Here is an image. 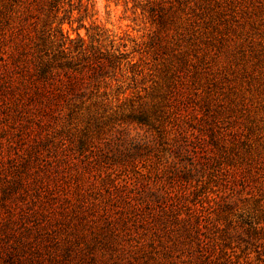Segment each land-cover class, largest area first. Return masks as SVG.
<instances>
[{
  "label": "rangeland",
  "instance_id": "rangeland-1",
  "mask_svg": "<svg viewBox=\"0 0 264 264\" xmlns=\"http://www.w3.org/2000/svg\"><path fill=\"white\" fill-rule=\"evenodd\" d=\"M26 7L31 14L21 31L24 40L45 39L44 48L56 55L61 29L72 40L65 47L73 50L80 38L87 51L121 57V68L104 78L100 105L86 104L72 119H19L4 110L0 97V203L10 167L32 147L40 153L34 167H43L37 173L47 168L44 161L64 158L57 174L66 172L70 186L84 185L88 202L122 180L140 185L141 174L153 173L170 155L181 164L195 157L184 203L198 196L213 207L207 237L217 236L224 241L221 247L240 259L247 253L253 257L255 223L264 205V0H0L5 33L0 59L15 53L12 39L22 36L11 35ZM133 112L145 113L159 127L138 126L127 117ZM87 161L96 162L87 166ZM75 171L82 176L74 177ZM133 204H119L124 216ZM147 217L158 231L155 244L176 240L175 233ZM135 218L125 225H136ZM248 220L253 224L246 225ZM94 221L102 225L100 218ZM0 264L19 263L0 258Z\"/></svg>",
  "mask_w": 264,
  "mask_h": 264
},
{
  "label": "trees",
  "instance_id": "trees-1",
  "mask_svg": "<svg viewBox=\"0 0 264 264\" xmlns=\"http://www.w3.org/2000/svg\"><path fill=\"white\" fill-rule=\"evenodd\" d=\"M29 14L31 10L26 7L20 15L16 34L11 35L22 36L21 40L12 39L15 53L8 54L5 60L0 59V97L5 102L4 110L32 122L40 121L41 116L72 119L86 104L100 105L105 94L99 95V90L107 88L104 78L121 68V57H105L97 50L87 51L80 38L77 40L80 45L70 50L65 45L72 40L64 37L61 29L58 30L62 40L58 44L60 51L56 55L49 54L44 48L45 39L32 41L27 36L24 40L25 36L21 35L22 30L26 32L24 26ZM2 43H5L3 31L0 32ZM127 117L138 126L159 127V123L153 124L143 112H133ZM84 148L82 144L81 153ZM173 150L174 146L169 154ZM17 156H21V161L13 162L10 180L1 190L0 258L5 261L19 264H264L263 204L260 205L263 214L255 223L259 225L256 227L259 237L251 251L254 256L247 253L240 259L233 251L221 247L224 241L217 236L207 237L213 230V207L205 206L198 196L195 202L184 203L189 197L187 192L196 168L192 160L195 157L181 164V159L176 162L170 155L153 173L141 174L140 185L122 180L123 183L114 184L112 190L100 189L97 197L88 202L82 195L84 185L70 186L63 176L66 172L57 174L60 164L65 163L64 158L44 161L47 168L40 175L37 171L43 167H34L40 160L37 148L32 147L27 154ZM93 162L96 161H87V166ZM46 173L57 175L55 179L43 177ZM82 173L75 171L73 176L78 178ZM110 176L107 174L106 178ZM105 193L106 199L101 202L100 197ZM131 202L135 210L124 216L125 209L119 204ZM143 209L148 212L145 214ZM66 216L69 218L65 221ZM88 216L91 217L87 221ZM135 216L139 219L136 225H125L131 217L135 220ZM147 216L152 223L164 225L163 228L175 233L176 240L170 244L158 240L155 244L158 231L154 225H149ZM95 218H100L102 225H98ZM61 220L67 225H51L52 221L60 224ZM83 222L89 225H81ZM245 224L253 222L248 220ZM175 225L182 226L178 229L173 227Z\"/></svg>",
  "mask_w": 264,
  "mask_h": 264
}]
</instances>
